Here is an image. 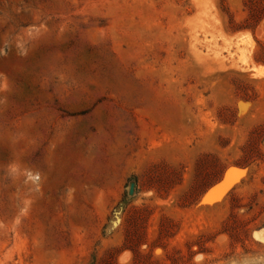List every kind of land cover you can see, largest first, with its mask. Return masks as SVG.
<instances>
[{"label": "rangeland", "instance_id": "374dc122", "mask_svg": "<svg viewBox=\"0 0 264 264\" xmlns=\"http://www.w3.org/2000/svg\"><path fill=\"white\" fill-rule=\"evenodd\" d=\"M151 2L0 0V264L264 255V0Z\"/></svg>", "mask_w": 264, "mask_h": 264}, {"label": "clouds", "instance_id": "9594fccd", "mask_svg": "<svg viewBox=\"0 0 264 264\" xmlns=\"http://www.w3.org/2000/svg\"><path fill=\"white\" fill-rule=\"evenodd\" d=\"M2 54V52H0ZM7 170L9 173H17L19 172L25 177V182H31L32 184L36 185L37 188H39V182H40V173L34 172L31 169L28 168H19V166L13 162L7 165ZM30 204V201H25V207L20 209L19 215L15 218L14 223L18 224L20 222V216H24L27 214L28 211V205ZM196 260L203 259L202 255H197L195 257ZM257 261V262H264V255H260L258 257H244L242 260V264H249V261Z\"/></svg>", "mask_w": 264, "mask_h": 264}, {"label": "bare ground", "instance_id": "6f19581e", "mask_svg": "<svg viewBox=\"0 0 264 264\" xmlns=\"http://www.w3.org/2000/svg\"><path fill=\"white\" fill-rule=\"evenodd\" d=\"M150 2H151V0H150ZM142 3H143V1H142ZM142 3H140V4H142ZM152 3V2H151ZM144 4V3H143ZM142 4V5H143ZM142 8V7H141ZM155 9V8H154ZM123 10V9H122ZM149 10H151V9H149ZM139 11H141V9L139 10ZM138 12V11H137ZM151 13H150V16H151V18H152V15H153V13L154 12H152V10L150 11ZM139 14H140V12H138ZM145 15V14H144ZM147 15V14H146ZM147 17H148V15H147ZM148 20V19H147ZM141 24H146L147 25V29L148 30H154V29H157L158 30V35L159 36H161V37H164V38H169L170 37V31H171V25L170 24H167L166 25V27L164 28V27H162V26H160V25H158V24H156V23H154V20L153 19H151L150 21H146V22H140ZM140 50V49H139ZM146 52V51H145ZM250 69H252L253 71H254V73L256 74V75H258V76H262V75H264V67L263 66H261V65H257V64H252L251 65V67H250ZM154 115H157V114H154ZM156 119V118H155ZM159 119V118H158ZM145 133H146V131H145ZM154 133V132H153ZM146 135V134H145ZM148 137H150V134H149V136ZM177 141H178V139H177ZM228 170V169H227ZM237 170V169H236ZM242 173V172H241ZM243 174V173H242ZM236 176V175H235ZM236 179V178H235ZM235 182V181H234ZM237 182V181H236ZM220 191V190H219ZM211 193V192H210ZM208 196H210V195H208ZM213 197V196H212ZM206 198H209V197H206ZM211 198V197H210Z\"/></svg>", "mask_w": 264, "mask_h": 264}, {"label": "water", "instance_id": "95a60500", "mask_svg": "<svg viewBox=\"0 0 264 264\" xmlns=\"http://www.w3.org/2000/svg\"><path fill=\"white\" fill-rule=\"evenodd\" d=\"M132 189H133V186L131 185V186H130V192L132 191Z\"/></svg>", "mask_w": 264, "mask_h": 264}, {"label": "crops", "instance_id": "0c3cea01", "mask_svg": "<svg viewBox=\"0 0 264 264\" xmlns=\"http://www.w3.org/2000/svg\"><path fill=\"white\" fill-rule=\"evenodd\" d=\"M264 67V66H263Z\"/></svg>", "mask_w": 264, "mask_h": 264}]
</instances>
